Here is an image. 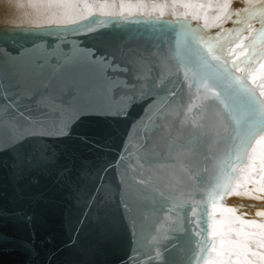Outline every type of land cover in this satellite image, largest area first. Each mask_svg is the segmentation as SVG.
Returning <instances> with one entry per match:
<instances>
[{
    "label": "water",
    "instance_id": "1",
    "mask_svg": "<svg viewBox=\"0 0 264 264\" xmlns=\"http://www.w3.org/2000/svg\"><path fill=\"white\" fill-rule=\"evenodd\" d=\"M169 32L0 38V264H186L238 134Z\"/></svg>",
    "mask_w": 264,
    "mask_h": 264
},
{
    "label": "snow or ice",
    "instance_id": "2",
    "mask_svg": "<svg viewBox=\"0 0 264 264\" xmlns=\"http://www.w3.org/2000/svg\"><path fill=\"white\" fill-rule=\"evenodd\" d=\"M66 6L79 7L72 4ZM83 7L89 6L85 4ZM109 15L116 18L103 21L93 17L91 22L100 27L106 23L116 26L130 22L152 23L160 25L162 31L175 32L176 47L184 50L185 55L181 59L198 76L197 86L212 93L213 100L222 105L235 121L238 133L235 139L238 143L236 164L232 166L231 174L239 178L237 187L254 183L259 186L256 191H264V99H259L256 89L247 83L249 78L255 82L256 65L264 62V10L260 12L258 29H253L248 19L236 20L234 23L243 24L244 27L221 28L215 36L207 37L201 29H192L179 20L173 25L158 18L143 20L133 17L130 20L123 15V11L119 16L115 13ZM252 15H249V19ZM88 31L95 29L89 27ZM244 31L249 32L248 37L244 36ZM260 69L262 82L258 86L261 96H264V63H260ZM235 72L240 75H235ZM217 87L222 92H214L213 89ZM23 140V135L13 136L0 150L14 149L20 160L24 150ZM216 187L219 189L220 185ZM231 191L225 184L222 193L215 190L209 192L205 206L199 213V205L192 206L191 214L186 216L188 227L184 233L188 242L186 264H264V223L244 220L235 215V209L223 207L217 196L222 198L223 194H231ZM245 194L250 193L246 190ZM257 215H264V212H258ZM164 251L168 252L169 248L165 247ZM160 256L161 253L157 252L150 259Z\"/></svg>",
    "mask_w": 264,
    "mask_h": 264
},
{
    "label": "rangeland",
    "instance_id": "3",
    "mask_svg": "<svg viewBox=\"0 0 264 264\" xmlns=\"http://www.w3.org/2000/svg\"><path fill=\"white\" fill-rule=\"evenodd\" d=\"M2 1L3 3H6L2 6V9H5L7 5L9 7L11 5L15 7L16 5H18V3L15 5V2L19 0H2ZM85 1L87 0H50V2L49 0L48 2H46V0H36L35 4L39 10L43 7L42 10L44 11L42 12H44L43 16L45 17L47 16L50 17L49 13L46 11H48L50 8L55 7L56 9L55 18L57 19L63 18V20L69 18L70 20L75 21L73 20V18L78 14H80L81 12L79 11L80 4L82 3L85 4L86 3ZM95 1L104 3L102 4V6L103 5L108 6L106 7V9L108 8L107 10H109V12L115 13L116 16H119L121 11H123L121 5H123V8L126 6V11L123 12V15L125 17H128L130 20L133 17L143 20H154L158 18L161 21L172 22L173 25H175V22L177 20H179L181 22L187 23L192 29H197V28L201 29L202 34H204L206 37L215 36L218 32H220L221 28L232 29L235 27H244L243 24H236L234 23V21L245 20L247 18H248V23L251 24V27L253 29H258L260 27L259 15L260 12L264 9V2H263L264 0H95ZM20 4L21 3H19V5ZM68 4L79 5V7H68L66 6ZM185 5H188V7H185ZM188 8H191L192 11L188 12L187 11ZM21 9L22 8H18L19 11ZM63 9H66L68 12H71L73 16L72 17L59 16L62 14ZM185 13H187V15H185ZM250 14L253 15L249 19ZM76 18H78V16ZM115 18L116 17L114 16L112 20H114ZM33 19H35V17L29 15L26 18L25 22L27 23L29 20L33 21ZM204 20L205 21L208 20V22H205ZM76 28L77 27H74V29ZM64 30L66 29H60V32ZM52 31H57V30H52ZM21 32L24 31L22 30ZM28 33H32V32H28ZM244 36L245 37L249 36V32L244 31ZM260 63H264V62L257 63L256 67L260 66ZM234 74L237 75L238 72H235ZM248 82L252 83L251 87L256 89V96H258L259 99L261 97L262 99H264V97L261 96V89H258L259 88L258 85L262 82L261 79L258 78L255 79V82H253V80H250ZM256 127H259V125H257ZM238 179H239L238 176L234 178V182L232 183L233 188H231L232 189L231 194H223L222 196L224 198H227V200L229 201L228 203H226V205L228 204L227 206H231L233 209L235 208V214L244 220H248V221L254 220L258 223H264V215H257L258 212H264V191H256L255 189L259 186L254 183H249L246 186L242 185L237 187ZM246 190L250 194H245ZM237 192H239V194H237Z\"/></svg>",
    "mask_w": 264,
    "mask_h": 264
},
{
    "label": "bare ground",
    "instance_id": "4",
    "mask_svg": "<svg viewBox=\"0 0 264 264\" xmlns=\"http://www.w3.org/2000/svg\"><path fill=\"white\" fill-rule=\"evenodd\" d=\"M35 2H36V0H19V1L15 2V5L17 3H18V5H19V3H21L19 6L16 5L14 7L13 5H11L9 7L7 5V7L5 9H2V6L6 3H3V1L0 0V38L6 37V36H9V37H13V36L16 37L17 36V37H21V38L22 37H31L34 39L35 38H56V39L57 38H62V39L65 38V39H67V38H74V37H83V38L88 39V40L89 39L97 40L100 38H103V39L104 38H109V39L115 38V37H118L117 35L128 34V32L139 31L141 33L142 31L161 29L160 25H153L152 23H131V22L123 24L122 26H116L115 24H112V23H106L105 26L100 27V26H98V24L91 22L93 17H98L101 20L105 19L106 21H108V20H112L114 16L109 15L113 12H109V10H107L108 8L106 9V7H108V6L103 5V7H101L102 4H104V3L98 2L95 0L85 1L86 2L85 4H87L89 6L87 8L83 7L85 4H83V3L80 4L79 11H81V12H80V14L77 15L78 18H76L77 16H75L73 18V20H75L76 23H71L72 20H70L69 18H67L66 20H63V18H60V19L55 18V12H56L55 7L50 8L48 11H46L49 13L50 17L49 16H47V17L43 16V14H44V12H42V11H44V10H42L43 7L39 10L37 8ZM46 2H48V0H46ZM49 2H50V0H49ZM127 4H124V5H127ZM45 6H47V5H45ZM18 8H22V9L19 11ZM124 8H123V12L126 11V6ZM261 8H262V6H261ZM127 9H128V7H127ZM249 10H251V9H249ZM187 11L191 12L192 10H191V8H188ZM90 13H91V15H90ZM29 15L35 17V19H33V21L29 20L26 23L25 20ZM59 16H71L72 17L73 15L71 12H68L66 9H63L62 14ZM81 17H87L88 19L82 20ZM205 20H206V18H205ZM208 20L205 22H208ZM251 22H253V21H251ZM84 23H86V24H84ZM253 24H255V23H253ZM78 25H80V26H78ZM74 27H77V28L74 29ZM89 27L95 29V31L89 32L88 31ZM60 29H66V30L60 32ZM22 30L25 33L21 32ZM52 30H57V31H52ZM9 31H11V32H9ZM42 31H45V32H42ZM169 31H171L168 34L169 39H170L169 41L173 40L175 42L176 41L175 32L172 30H169ZM28 32H32V33H28ZM39 32H41V33H39ZM237 75H239V72ZM254 75H255L256 79L261 77L262 71L260 69V66L256 67V71H255ZM250 80H252V79L249 78L247 80V83H248V85L251 86L252 83L248 82ZM216 89L218 92H222L221 88L217 87ZM258 89H260V88H258ZM260 99H262V97ZM237 143H238V141L236 140L235 145H234V150H233L231 156H228L226 162L224 163L223 173L221 174V176L217 182V184H219L220 187H219V189H217V187H216L217 184H216L214 186L213 191L215 190L216 192L222 193L225 184H227L230 188H233L232 183L234 182L235 177H233L231 174V168L234 164H236L235 155H236V144ZM253 143H254V141H253ZM217 200L223 207L232 208L231 206H227L228 204L226 205V203L229 202L227 200V198H224V197L221 198V196L218 195Z\"/></svg>",
    "mask_w": 264,
    "mask_h": 264
}]
</instances>
